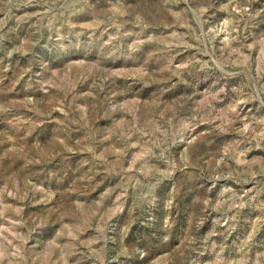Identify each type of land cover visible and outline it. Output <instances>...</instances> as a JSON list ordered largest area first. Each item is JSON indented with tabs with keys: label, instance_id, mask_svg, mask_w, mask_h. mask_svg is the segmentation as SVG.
Here are the masks:
<instances>
[{
	"label": "rangeland",
	"instance_id": "rangeland-1",
	"mask_svg": "<svg viewBox=\"0 0 264 264\" xmlns=\"http://www.w3.org/2000/svg\"><path fill=\"white\" fill-rule=\"evenodd\" d=\"M0 264H264V0H0Z\"/></svg>",
	"mask_w": 264,
	"mask_h": 264
}]
</instances>
